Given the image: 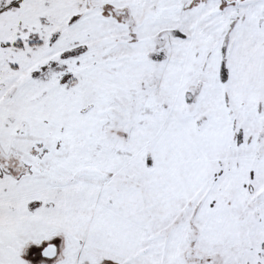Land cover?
<instances>
[{
	"label": "snow or ice",
	"instance_id": "obj_1",
	"mask_svg": "<svg viewBox=\"0 0 264 264\" xmlns=\"http://www.w3.org/2000/svg\"><path fill=\"white\" fill-rule=\"evenodd\" d=\"M0 264H264V0H0Z\"/></svg>",
	"mask_w": 264,
	"mask_h": 264
}]
</instances>
